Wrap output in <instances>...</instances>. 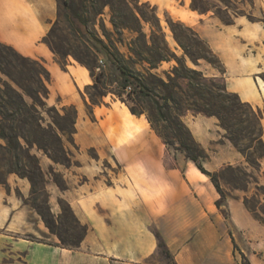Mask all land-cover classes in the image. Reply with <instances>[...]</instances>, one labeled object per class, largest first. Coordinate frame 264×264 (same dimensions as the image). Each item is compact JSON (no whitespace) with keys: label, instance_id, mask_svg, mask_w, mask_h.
I'll use <instances>...</instances> for the list:
<instances>
[{"label":"crops","instance_id":"crops-1","mask_svg":"<svg viewBox=\"0 0 264 264\" xmlns=\"http://www.w3.org/2000/svg\"><path fill=\"white\" fill-rule=\"evenodd\" d=\"M56 12L55 0H0V42L43 63L50 74L47 102L76 108L73 143L64 144L78 165L57 168L68 188L55 196L63 197L88 229L75 249L30 240L32 210L15 192L27 197L30 185L7 174L10 189L0 184V264H151L157 254L153 231L159 232L176 264H242L239 251L251 264H264V224L240 198H227L225 218L214 204L218 193L208 177L202 178L183 156L170 155L144 114H132L110 93L100 104H90L84 92L93 83L88 69L69 58L60 65L42 41ZM176 19L191 26L218 55L228 91L242 101L264 103V85L253 77L264 56L260 23L237 15L233 23L220 24L208 12L183 6L177 8ZM210 74L221 75L213 68ZM182 120L209 154L205 167L245 164L215 118L187 113ZM89 149L97 157L88 155ZM110 160L120 169L107 185L103 161ZM73 176L85 179L73 183ZM36 225L40 226L39 220Z\"/></svg>","mask_w":264,"mask_h":264},{"label":"trees","instance_id":"trees-1","mask_svg":"<svg viewBox=\"0 0 264 264\" xmlns=\"http://www.w3.org/2000/svg\"><path fill=\"white\" fill-rule=\"evenodd\" d=\"M55 1L57 16L66 21L71 32L83 42V47H77L76 50L58 48L50 39L52 27L42 41L54 57H64L63 60L55 58L60 65H64L70 54L88 69L93 83L87 87L95 90V93L87 94L90 104H100L102 97L106 95L98 88L99 84L108 91V86L117 83L118 92H112V95L121 99L122 93H125L126 101L131 100L132 103L127 104L124 99L121 101L125 102L129 111L134 115L145 114L151 128L166 148L180 152L208 177L218 193L214 204L225 218L228 217L226 200L232 197L233 190H239L243 194L234 198H240L250 214L264 224L262 114L259 108L255 109L249 102L242 101L237 93L226 89L222 75L225 72L224 65L207 41L184 22L168 17L171 36L183 50L182 56L178 57L166 41L156 5L147 2L139 4L138 1L131 5L129 0ZM219 1L226 10L227 17L217 12L214 15L222 23H233V16L237 15H246L248 20L254 21L250 14L239 11L237 6H231L234 4L231 0ZM240 1L243 4H254V0ZM105 5L110 8V22L117 37L102 28L104 40L91 22L102 13ZM143 7L149 8V14ZM190 9L198 13L211 10L200 0H191ZM229 10L233 14H229ZM142 22L149 24V42ZM125 29L135 33L127 42L122 38ZM184 30L195 34L197 40ZM118 43L125 45L126 52L119 50ZM186 57L192 66L186 63ZM99 58L103 60V67L98 64ZM172 60L175 64L171 65L169 71L163 70L167 81L151 72L163 61ZM199 60L210 64L221 75L206 76L196 68L200 65ZM138 63L142 66V71L135 68ZM104 65L107 66V71ZM97 67L99 72L96 73ZM108 76H113V80L105 82L104 77ZM155 79L159 81L162 90L156 89ZM49 81L50 74L42 62L23 56L13 47L0 42V139L3 141L0 143V184L6 190L10 189L6 181V175L10 173L26 179L30 185L28 196H22L18 189L15 190L16 195L23 204L29 205L37 213L49 232L58 238L57 242H48L30 235V240L75 249L80 246L88 226L77 219L64 198H57L59 212L54 214L51 211L47 192L49 180L61 191L66 190L68 185L52 166L48 167L47 172L44 171L39 160L29 153L35 146L56 164L68 167L71 163V152L64 143L65 140L73 143L76 108L73 104L63 105L60 113L53 107L56 116L51 122H45L39 108L44 109L47 105ZM187 113L214 117L223 131V137L242 156L245 164L226 163L216 170L206 169L203 162L209 158V154L182 120ZM88 153L97 157L93 149H89ZM2 168L4 173L1 172ZM153 233L163 264H176L159 232ZM234 249L239 250L235 242ZM239 253L242 264H251L242 252Z\"/></svg>","mask_w":264,"mask_h":264},{"label":"rangeland","instance_id":"rangeland-1","mask_svg":"<svg viewBox=\"0 0 264 264\" xmlns=\"http://www.w3.org/2000/svg\"><path fill=\"white\" fill-rule=\"evenodd\" d=\"M136 1H138L139 4L147 2L150 3L151 5H155L152 4L149 1H145V0H129L130 4L132 5L133 3H135ZM159 3L158 5H156L157 7V12H158V16L160 18V23L161 26L165 32V38L166 41L168 42V45L170 47V49L178 56L181 57L183 54V50L181 49L180 46L177 45V43L173 40L172 36H171V32L169 30L168 27V17H171L174 21L178 20L176 19V15H177V8H181L182 6L185 7L186 9H190V3L191 0H157ZM202 3H204L205 5H207L208 7L211 8V10L208 11V13L212 16H214L216 18V20L218 21V23L220 24H224L221 22V20L214 15V12L219 13L221 16L223 17H227V12L224 9V7L222 6V4L220 3L219 0H200ZM232 4L231 6H237L238 10L243 11L245 14H250L252 16V19L258 23H260L261 27H262V31L264 33V0H254V4H250L248 2H245L244 4L241 3L240 0H231ZM144 10L146 12H148L149 14V8L147 7H143ZM110 8L108 5H105L103 8L102 13L98 14L95 18L92 19L91 25L94 26V28L97 30V32L99 33L100 37L103 38L105 40L102 28H104L106 30V32H108V34L113 35L115 38L117 37V34L114 31V28L110 22ZM229 14H233L231 10H229ZM244 16V18H247L246 15H242ZM250 21V20H248ZM186 24V23H185ZM143 25V31L146 33L147 37H148V42L149 40V34H150V28H149V24L142 22ZM189 26V25H188ZM52 27V33L50 35V39L51 41L58 47V48H63V49H67V50H76L77 47H83V42L81 41L80 38H78L77 36H75L68 24L66 23V21L60 16H57V12H56V17L53 20L51 26ZM191 27V26H190ZM192 28V27H191ZM194 30V29H193ZM184 32L186 34H188L189 36H191L192 38L197 40V36H195V34L190 33L188 31ZM135 33L130 32L129 30L125 29L122 32V38L124 41H129L130 38L132 36H134ZM264 43V40H263ZM118 48L121 52H126V47L125 45H121L118 43ZM144 54V53H143ZM251 55V54H250ZM103 59H105V56H103ZM251 57V56H250ZM55 58L57 60H63V56H55ZM67 58L77 62L74 57L72 55H67ZM261 64H260V69H257V72L254 73L253 77L257 76V79L264 85V56L263 58L260 59ZM186 63L189 66H192V63L190 62V60L186 57ZM171 64H175V61L172 60L169 64L166 63H162V67L158 68L157 70H151L152 73H156V75L158 76V78H161L164 81H167V77L166 75L163 73V70H168L171 67ZM199 66L196 67L199 70H202L204 72V74L206 76H212L210 74V72L212 71V66L206 62H204L203 60H199ZM146 66V64H144ZM101 67H103V65H100ZM135 68L137 70L142 71V66L138 63L135 65ZM215 69V68H213ZM216 70V69H215ZM95 72H99V69H95ZM172 75V74H171ZM113 80V76H108V77H104V81L108 82V81H112ZM154 81V85L156 86L157 90H162L160 83L157 79L153 80ZM118 84L117 83H113V85L108 86L107 89L108 91H106V89L103 87V85H98V88L100 89V91L102 93H110V95H112V92H118ZM84 92H86V94H93L95 93V90L92 89L91 87H86L84 89ZM25 98L30 101V99L25 96ZM118 98V97H117ZM126 94L122 93V97L121 99H124L126 101ZM119 99V98H118ZM120 99V100H121ZM245 102V101H244ZM127 104H131L132 101L131 100H127L126 101ZM251 104V103H250ZM255 109L256 107L259 108L261 114H262V119L264 118V103H260V104H251ZM53 107H55L57 110H59L60 113H62L60 107H57L55 104H51L49 102H47V105L44 109L39 108V110L41 111V114L45 120V122H51L53 120V118L56 116L55 111L53 110ZM191 114V113H190ZM145 115V114H144ZM193 115V114H192ZM201 115V114H199ZM204 116V115H202ZM214 118V117H213ZM262 119H261V123H262ZM263 125V124H262ZM263 140H264V125H263ZM66 142V141H65ZM217 140L212 142V148L217 146ZM168 152L170 155L173 156H183L180 152L175 151L172 148H167ZM72 151L74 152V149L72 148ZM71 152V151H70ZM30 155H34L38 160L39 163L41 162V167L44 171H48V167L52 166L55 170V172L59 175V176H63L62 172L60 170H58L57 168L60 167L61 169L65 168L66 166L62 165V164H56L54 162H52L51 159H49L41 150H38L35 146H33L30 151H29ZM88 155H94L93 153H88ZM71 167L76 169V166L78 165V160L73 156V153L71 152ZM103 167H104V171L103 173L106 175V183L107 185H110L113 183L114 181V177L118 174L120 166L116 165L113 161L110 160V163L103 161ZM205 167V166H204ZM261 167L264 170V158L261 160ZM206 169H208L207 167H205ZM210 170V169H208ZM1 172L4 173L5 170L4 168L1 169ZM16 175V174H15ZM17 176V175H16ZM18 177V176H17ZM20 178V177H19ZM64 178V177H63ZM85 178L84 177H77V176H73L71 177V180L73 181V183H77V182H82ZM65 180V179H64ZM66 181V180H65ZM67 183V181H66ZM49 185H47V192H48V204L50 207H52L53 209V213L56 214L59 212L60 207L58 205L57 202V198H59V196H55V194H57L59 188L54 185V183H52L51 180H49ZM68 185V183H67ZM49 191L52 195L51 199L49 200ZM61 191V190H60ZM243 194L242 191L239 190H233L231 195L232 197L234 196H241ZM42 198V197H41ZM63 198V197H60ZM28 208L30 210L31 207L29 205H27ZM29 220L31 222L30 224V231L27 233L28 236L32 235L37 239L40 240H45L48 242H57L58 238L49 232V230L45 227V225L43 224V222L41 221V219L39 218V216L37 215V213L35 211H31L30 212V217ZM37 220H39L40 222V226H37ZM164 260L162 259V257L160 256V254L157 252V254L152 257L150 259V263L151 264H163Z\"/></svg>","mask_w":264,"mask_h":264},{"label":"bare ground","instance_id":"bare-ground-1","mask_svg":"<svg viewBox=\"0 0 264 264\" xmlns=\"http://www.w3.org/2000/svg\"><path fill=\"white\" fill-rule=\"evenodd\" d=\"M194 167H195V172H197L202 178H205L206 175L202 173L196 166Z\"/></svg>","mask_w":264,"mask_h":264},{"label":"built area","instance_id":"built-area-1","mask_svg":"<svg viewBox=\"0 0 264 264\" xmlns=\"http://www.w3.org/2000/svg\"><path fill=\"white\" fill-rule=\"evenodd\" d=\"M98 64L99 65H102L103 64V60L101 58L98 59ZM97 69H99V68L97 67Z\"/></svg>","mask_w":264,"mask_h":264}]
</instances>
